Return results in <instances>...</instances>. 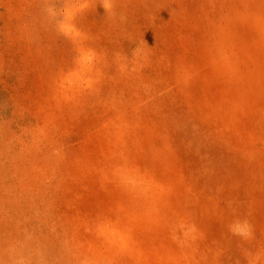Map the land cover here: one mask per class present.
<instances>
[{
    "label": "rangeland",
    "instance_id": "rangeland-1",
    "mask_svg": "<svg viewBox=\"0 0 264 264\" xmlns=\"http://www.w3.org/2000/svg\"><path fill=\"white\" fill-rule=\"evenodd\" d=\"M0 264H264V0H0Z\"/></svg>",
    "mask_w": 264,
    "mask_h": 264
}]
</instances>
